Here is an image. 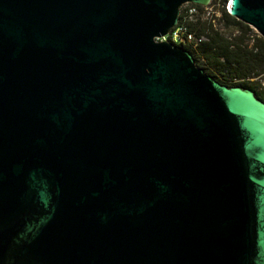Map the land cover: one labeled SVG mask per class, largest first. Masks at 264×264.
I'll list each match as a JSON object with an SVG mask.
<instances>
[{"label": "water", "instance_id": "water-1", "mask_svg": "<svg viewBox=\"0 0 264 264\" xmlns=\"http://www.w3.org/2000/svg\"><path fill=\"white\" fill-rule=\"evenodd\" d=\"M210 1L0 0V264H264V103L158 41Z\"/></svg>", "mask_w": 264, "mask_h": 264}, {"label": "trees", "instance_id": "trees-1", "mask_svg": "<svg viewBox=\"0 0 264 264\" xmlns=\"http://www.w3.org/2000/svg\"><path fill=\"white\" fill-rule=\"evenodd\" d=\"M224 1L212 0V3L222 5ZM194 7L198 12L202 9L198 5ZM219 14L224 26L237 28L238 36L229 39L220 36L212 25L213 18H205L185 25L189 32H194L196 36L203 35L206 41L200 42L195 49L179 47L187 50L193 57L195 66L217 83L227 87H247L264 103V90L255 91L254 86L248 82L249 76H258L264 72V41L255 38L247 45L243 42V37L250 28L230 17L222 7Z\"/></svg>", "mask_w": 264, "mask_h": 264}, {"label": "rangeland", "instance_id": "rangeland-1", "mask_svg": "<svg viewBox=\"0 0 264 264\" xmlns=\"http://www.w3.org/2000/svg\"><path fill=\"white\" fill-rule=\"evenodd\" d=\"M223 8L225 10V1L221 5L220 3H212V0L210 1V4L208 5L206 11L202 10L200 12L196 13V16L192 17L191 20L194 22L200 21L205 18H213L212 25L215 28V31L224 38H233L238 36V30L235 26H224L223 22L219 19V10ZM260 38L258 34L255 33L254 30L250 28V30L244 35L243 42L247 45L251 44L252 39ZM219 79L220 77L217 76ZM248 82L254 86L255 91H260L261 89L264 90V72L259 74L258 76H249ZM247 88V87H246ZM253 91V90H252ZM254 92V91H253Z\"/></svg>", "mask_w": 264, "mask_h": 264}, {"label": "built area", "instance_id": "built-area-1", "mask_svg": "<svg viewBox=\"0 0 264 264\" xmlns=\"http://www.w3.org/2000/svg\"><path fill=\"white\" fill-rule=\"evenodd\" d=\"M208 5L200 7L202 8V10L206 11ZM226 7L227 4H225V10ZM197 12L198 10L194 7V4H183L179 9L178 20L175 26L172 27L166 35L158 39V41L168 42L176 46H185L191 49H195L200 42L206 41V38L203 35L196 36L194 32H189L185 25L188 22H193L191 18L196 16Z\"/></svg>", "mask_w": 264, "mask_h": 264}]
</instances>
